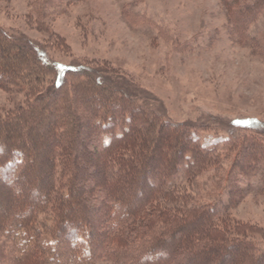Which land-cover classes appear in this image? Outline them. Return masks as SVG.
Returning <instances> with one entry per match:
<instances>
[{
  "label": "trees",
  "instance_id": "16d2710c",
  "mask_svg": "<svg viewBox=\"0 0 264 264\" xmlns=\"http://www.w3.org/2000/svg\"><path fill=\"white\" fill-rule=\"evenodd\" d=\"M221 2L243 40L264 0ZM128 88L87 66L53 65L0 26V89L22 97L0 110V182L37 196L1 211L0 264H264V229L230 212L251 179L264 190V133L203 142L196 125L170 121ZM220 144L236 149L227 201L201 203L177 182L224 167Z\"/></svg>",
  "mask_w": 264,
  "mask_h": 264
},
{
  "label": "rangeland",
  "instance_id": "374dc122",
  "mask_svg": "<svg viewBox=\"0 0 264 264\" xmlns=\"http://www.w3.org/2000/svg\"><path fill=\"white\" fill-rule=\"evenodd\" d=\"M41 5V0H0V26L38 48L51 64L64 70L83 65L103 79L116 80L170 121L196 125L203 142L264 133V10L239 40L221 0H66L61 7ZM128 7L148 20L135 16L137 22L130 21L124 14ZM20 100V95L0 89L2 112ZM49 121L53 124L54 119L44 125ZM218 148L224 167L204 170L193 186L183 179L177 182L201 203L217 197L227 201V171L236 149ZM31 179L34 185L36 178ZM258 181L250 180L252 188L233 200L230 212L264 229V190ZM35 197L27 188L15 191L0 182V213L14 199ZM260 239L264 243V236Z\"/></svg>",
  "mask_w": 264,
  "mask_h": 264
}]
</instances>
